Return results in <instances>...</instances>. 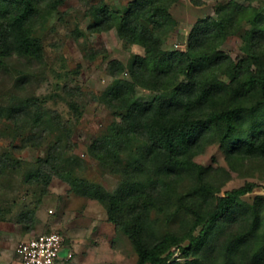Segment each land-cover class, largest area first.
Wrapping results in <instances>:
<instances>
[{"label": "rangeland", "instance_id": "rangeland-1", "mask_svg": "<svg viewBox=\"0 0 264 264\" xmlns=\"http://www.w3.org/2000/svg\"><path fill=\"white\" fill-rule=\"evenodd\" d=\"M99 1L64 0L55 9L42 4L29 22L31 33L42 42L40 57L12 53L1 58L0 264H19L17 244L50 231L63 238L62 251L54 264L136 263L137 253L128 235L109 219L105 204L83 191L79 183L81 179L100 185L106 192H119L125 173L114 162L121 166L132 163L141 144L139 138L131 140L122 147L118 159L103 160L90 151L91 145L108 134L111 123L120 118L116 106L107 100L108 91L118 78L132 79L125 69L117 72L112 60L126 68L134 54H144L143 46L121 37L116 26L101 31L91 29L90 7ZM104 1L112 10L122 11L133 0ZM229 1L174 2L169 10L176 25L163 35V48L186 49L194 22L205 15H215L217 4ZM234 1L264 12V0ZM243 45L240 34H231L221 48L238 59L246 56ZM172 91L168 86L156 90L135 87L136 96L142 100L169 97ZM49 151L55 153V169L62 176L53 174L46 184L33 174ZM230 159L218 141L206 143L193 156L195 162L208 169L213 192L207 201L211 203L232 188L253 183V188L240 197L243 214L228 218L224 232L212 239L198 258L195 254L185 256L180 247L172 246L175 250L169 261L183 263L197 258L199 264H239V257H253L255 264H264L259 236H253L243 256L228 255L221 246L227 235L248 227L253 208L258 209L263 223L258 231L264 230V157L236 162ZM44 170L52 172L50 168ZM68 175L74 184L64 178ZM150 175L146 171L142 176ZM191 185V179L184 176L168 191L165 201L149 210L153 237L167 232L180 235L189 227L191 216L178 208L177 201L179 195L191 192ZM199 229L197 226L193 232ZM187 243L185 238L180 245Z\"/></svg>", "mask_w": 264, "mask_h": 264}, {"label": "trees", "instance_id": "trees-1", "mask_svg": "<svg viewBox=\"0 0 264 264\" xmlns=\"http://www.w3.org/2000/svg\"><path fill=\"white\" fill-rule=\"evenodd\" d=\"M63 1L0 0V63L12 53L40 57L42 42L31 33L29 22L42 4L55 9ZM176 1L133 0L122 11H114L100 0L90 7L92 30L116 26L121 37L144 48V54H134L126 68L112 60L117 72L125 69L132 79L118 78L108 91L107 100L116 106L120 118L90 147L96 157L118 159L124 145L141 139L132 163L114 162L124 171L125 181L112 194L79 180L83 191L101 200L109 219L128 235L137 253L135 264H199L197 258L224 232L227 219L243 214L240 197L253 183L230 189L215 203L207 201L213 192L208 169L193 160L206 143L218 141L234 162L264 157V12L234 0L218 3L215 15L194 22L186 49L166 50L162 37L176 25L169 10ZM246 23L250 26L245 27ZM231 34L242 36L246 56L235 59L221 48ZM136 85L152 90L168 86L173 91L169 97L142 100L136 96ZM40 160L33 174L36 179L47 184L53 174L62 176L55 169L54 152ZM146 171L151 173L147 178L142 176ZM184 176L191 179V192L179 195L177 202L191 216L189 227L180 235L167 232L153 237L149 210L165 201L168 191ZM64 178L75 183L70 175ZM251 215L248 227L225 237L221 246L226 254L243 256L245 247L258 236L261 251L264 248L258 209L253 208ZM197 226L200 229L195 234ZM185 238L188 243L181 247ZM172 246L180 247L185 256L195 254L197 260L169 261L175 250ZM238 259L239 264H255L253 257Z\"/></svg>", "mask_w": 264, "mask_h": 264}, {"label": "built area", "instance_id": "built-area-1", "mask_svg": "<svg viewBox=\"0 0 264 264\" xmlns=\"http://www.w3.org/2000/svg\"><path fill=\"white\" fill-rule=\"evenodd\" d=\"M63 238L56 231L21 240L16 247L19 264H54L62 251Z\"/></svg>", "mask_w": 264, "mask_h": 264}]
</instances>
